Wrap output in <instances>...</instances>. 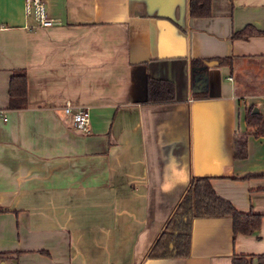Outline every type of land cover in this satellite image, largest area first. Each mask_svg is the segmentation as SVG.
<instances>
[{
	"label": "crops",
	"instance_id": "crops-1",
	"mask_svg": "<svg viewBox=\"0 0 264 264\" xmlns=\"http://www.w3.org/2000/svg\"><path fill=\"white\" fill-rule=\"evenodd\" d=\"M45 3L59 22L51 28L26 15L24 0H0V264L264 254V135H248L247 157L233 154L251 104L264 119V35L232 38L264 33V0H211L207 18L192 17L189 0ZM17 69L26 105L9 109ZM147 80L171 84L175 100L146 103ZM65 104L87 108L88 133L71 126ZM191 176L261 214L260 228L235 234L229 217L193 218L186 256L147 258Z\"/></svg>",
	"mask_w": 264,
	"mask_h": 264
},
{
	"label": "trees",
	"instance_id": "trees-1",
	"mask_svg": "<svg viewBox=\"0 0 264 264\" xmlns=\"http://www.w3.org/2000/svg\"><path fill=\"white\" fill-rule=\"evenodd\" d=\"M211 0H189L190 15L192 17L207 18L211 13ZM252 28L234 32L232 38L247 39L253 34H263ZM221 62L231 63L229 58ZM9 109H22L26 105L27 81L24 70H13L8 78ZM146 103H171L174 101L172 85L159 84L155 80H147ZM162 94V97L160 96ZM256 105L251 104L245 117L248 132L237 134L234 138L233 154L235 158L247 157L248 135L260 137L264 135V119L261 113H253ZM210 177L191 176L185 190L176 202L174 209L166 219L162 230L147 251V258L176 257L188 254L189 231L193 218L229 217L233 221V232L252 235L261 226L263 216L258 213H244L238 211L226 199H222L210 182ZM5 253L1 252L0 257ZM231 264H264V254L256 257L236 255Z\"/></svg>",
	"mask_w": 264,
	"mask_h": 264
},
{
	"label": "built area",
	"instance_id": "built-area-1",
	"mask_svg": "<svg viewBox=\"0 0 264 264\" xmlns=\"http://www.w3.org/2000/svg\"><path fill=\"white\" fill-rule=\"evenodd\" d=\"M26 15L32 17L38 27L51 28L59 22L51 19L46 8L45 0H24ZM230 81L233 78L228 77ZM63 115L70 119L71 126L82 132H89V111L87 108L73 109L69 104H65L61 109Z\"/></svg>",
	"mask_w": 264,
	"mask_h": 264
},
{
	"label": "water",
	"instance_id": "water-1",
	"mask_svg": "<svg viewBox=\"0 0 264 264\" xmlns=\"http://www.w3.org/2000/svg\"><path fill=\"white\" fill-rule=\"evenodd\" d=\"M253 113H260V110H259L258 106H255L254 107Z\"/></svg>",
	"mask_w": 264,
	"mask_h": 264
},
{
	"label": "rangeland",
	"instance_id": "rangeland-1",
	"mask_svg": "<svg viewBox=\"0 0 264 264\" xmlns=\"http://www.w3.org/2000/svg\"><path fill=\"white\" fill-rule=\"evenodd\" d=\"M251 96H253V95H251ZM261 106V111H263L264 109H263V105H260ZM263 109V110H262Z\"/></svg>",
	"mask_w": 264,
	"mask_h": 264
}]
</instances>
